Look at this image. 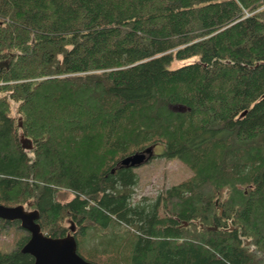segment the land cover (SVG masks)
Listing matches in <instances>:
<instances>
[{"label":"trees","instance_id":"trees-1","mask_svg":"<svg viewBox=\"0 0 264 264\" xmlns=\"http://www.w3.org/2000/svg\"><path fill=\"white\" fill-rule=\"evenodd\" d=\"M155 144L192 175L133 202ZM0 203L96 264H264V0H0Z\"/></svg>","mask_w":264,"mask_h":264},{"label":"water","instance_id":"water-1","mask_svg":"<svg viewBox=\"0 0 264 264\" xmlns=\"http://www.w3.org/2000/svg\"><path fill=\"white\" fill-rule=\"evenodd\" d=\"M172 108L176 110L190 109L183 104L174 105ZM26 146L31 147V144ZM153 152L154 146H148L142 151H135L123 157L121 163L126 166L140 165L150 158ZM220 210L222 211V208ZM35 217L37 216L25 211L20 205L9 206L0 203V218L19 219L30 232V237L21 247V251L31 254L35 259L34 264H96L79 253L78 242L73 234L55 237L45 234L40 231Z\"/></svg>","mask_w":264,"mask_h":264},{"label":"rangeland","instance_id":"rangeland-1","mask_svg":"<svg viewBox=\"0 0 264 264\" xmlns=\"http://www.w3.org/2000/svg\"><path fill=\"white\" fill-rule=\"evenodd\" d=\"M21 138L26 144L25 137ZM155 151L157 154L152 159L134 168L138 174V182L133 186V202L155 199L173 184L192 175V170L181 159L175 156L166 157L162 155L163 145H157ZM72 197L73 192L71 190L61 188L57 192L56 198L65 201ZM27 233L28 231L17 222L8 224L0 220V248L4 251H11L18 246L22 236ZM99 237L100 235L97 233L95 237L89 239L88 244H96Z\"/></svg>","mask_w":264,"mask_h":264},{"label":"flooded vegetation","instance_id":"flooded-vegetation-1","mask_svg":"<svg viewBox=\"0 0 264 264\" xmlns=\"http://www.w3.org/2000/svg\"><path fill=\"white\" fill-rule=\"evenodd\" d=\"M118 166H116V168H121V167H124V168H135V167H131V166H122L121 164H117ZM113 171H115V169H113Z\"/></svg>","mask_w":264,"mask_h":264}]
</instances>
